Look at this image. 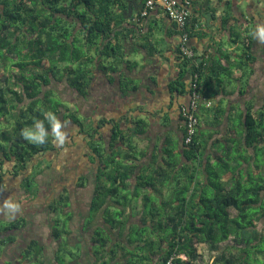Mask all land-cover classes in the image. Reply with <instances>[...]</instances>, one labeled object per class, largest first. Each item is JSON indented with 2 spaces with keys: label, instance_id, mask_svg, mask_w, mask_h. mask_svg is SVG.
Here are the masks:
<instances>
[{
  "label": "trees",
  "instance_id": "1",
  "mask_svg": "<svg viewBox=\"0 0 264 264\" xmlns=\"http://www.w3.org/2000/svg\"><path fill=\"white\" fill-rule=\"evenodd\" d=\"M145 1L0 0V157L15 162L17 170L25 171L34 157L41 158L53 151L61 154L59 147L67 146L72 150L70 159L77 161L71 137L60 143L50 120L53 116L61 124L72 118L78 132L71 141L99 137L105 145L94 143V147H88L97 167L85 216L92 214L88 229L93 234L87 250L98 264H131L132 256L125 253L126 249L134 250V264H198L202 244L217 250L208 264H264V99L258 109L249 104L238 113L241 128L232 140L227 138L230 141L227 148H217V153H221H216L215 161H209L203 172L198 130L189 144L184 142L183 135L181 153L174 139L169 138L172 146L165 148L160 161L152 155L153 162L141 164L139 161L146 153L143 149L141 156H135L132 144H136L133 137L144 131L143 119L132 129L112 125L105 142V133L100 132L103 122L95 123L80 113L84 117L81 121L74 112L65 109L61 104L64 100L57 105L51 101L58 93L56 90H45L53 80L65 79L70 88L85 98L96 70H117L114 61L122 64L116 57L125 55L130 43L139 49L138 41L129 42L135 31L145 37L139 17ZM229 2L216 5L221 7L219 19L223 24L233 16ZM137 11L138 17H134ZM192 15L190 12L184 26L174 21L179 31L177 52L185 73H189V84L197 74L204 96L212 101L218 93L216 69H226L220 63L213 66V44L200 55L190 45L196 23ZM130 18L137 22L128 28L125 24ZM249 26L243 27H248L243 41L248 58L254 39L253 26ZM206 27L209 34L217 33L214 26ZM231 31L241 37L238 28L232 26ZM186 33L188 42L184 43ZM182 44L192 49L195 56L183 55ZM140 46L146 48L144 43ZM125 65L131 68L134 64ZM122 76L121 81L127 83L121 88L124 91L132 79ZM213 105L212 101L209 108ZM41 140L44 142L40 143ZM78 177L84 179L88 175ZM69 192L64 186L49 205H42L45 214L40 212V222L56 240V263L82 264L79 259L86 247L81 236L88 230H84L86 222L81 219L78 233H73L74 211ZM47 210L54 214L52 218L44 216ZM69 213V227L63 234L67 224L60 219ZM111 216L113 221L106 222L105 218ZM134 226L143 231V243L131 241ZM43 230L47 232L42 227ZM65 241L69 245L79 243L80 255L70 247L62 249L60 243ZM221 244L225 246L219 250ZM27 246L22 257L25 264H47L45 242L33 238Z\"/></svg>",
  "mask_w": 264,
  "mask_h": 264
},
{
  "label": "crops",
  "instance_id": "2",
  "mask_svg": "<svg viewBox=\"0 0 264 264\" xmlns=\"http://www.w3.org/2000/svg\"><path fill=\"white\" fill-rule=\"evenodd\" d=\"M189 1L192 18L196 21L190 45L200 55L208 45L213 44L215 49L212 55L213 66L216 67V64L220 63L226 69L224 71L216 69L215 90H218V93L212 98L213 107L202 105L199 110L197 130L201 142L200 152L204 172V166L209 161H215L217 148L218 150L227 148L230 143L227 138L232 140L236 130L241 128L238 121H235L238 113L244 111L249 104H253L254 109H258L263 103L264 39L260 38L258 30L264 28V18L255 17L256 25L252 21L240 19V15L246 13L247 0H229L228 7L233 12V16L227 24H223L224 21L219 19L222 14L221 7L216 8V5L223 6L225 0ZM210 4L214 7L211 8ZM137 13L138 11L134 13V17H138ZM135 21L137 22L136 19L130 18L125 25L128 28L134 27L132 23ZM207 24L208 29L209 27L212 29L213 26L218 29L217 33L209 34V30L206 31ZM251 24L254 39L252 48L248 50L250 54L248 58L244 54L246 45L243 43L247 37L248 27H243L250 25L251 28ZM140 25L144 29L145 37L136 30L133 39L129 42L134 39L138 41L139 49L136 50L135 45L130 43L126 54L129 58L135 54L140 60L143 59L145 61L143 69L139 70L138 64L135 63V66L130 65L131 68L123 64L121 71L96 70L87 95L85 98L81 96L80 113L93 119L95 123L103 122L100 132L105 135H108L112 125L119 124L124 129H132L138 127L139 121L143 119L144 131L134 136L133 140L136 144L142 145L146 153L139 163L148 164L153 162L152 155H156L158 161L161 160L165 148L172 146L169 138L174 139L177 151L179 153L182 151L184 122L180 109L189 99L190 76L188 72L185 73L177 52L179 31L176 23L158 10L153 11L147 18H141ZM232 26L238 28L237 32L241 37L232 33ZM143 43L146 48L140 46ZM122 75L134 80L132 84L128 82L129 87L124 91H121V88H125L126 82L121 81ZM105 138L106 142L107 137ZM87 141L89 140H81L83 147L78 155L80 157L78 160L81 162L76 161L75 168L76 170L79 168V176L92 173L97 167L96 163L88 162L86 157L92 155ZM60 147L58 150L61 154L53 151L49 157L56 165V171H51L54 175L68 171L66 168L74 160L70 159L71 147ZM63 154H66L67 158ZM33 163L31 161L28 170H17L15 162L0 157V264H25L22 259L23 253L33 238L47 244V254L50 253L51 248L54 249L52 256L47 255V264H57L54 260L56 240L46 227L48 232L41 233L39 226L40 212L44 209L42 205H49L56 198L55 188L40 193L41 182L38 180V188L33 190L32 181H26L31 176ZM242 165L245 166L246 163L242 161ZM62 167L65 170L61 169ZM49 172L50 170L48 176ZM68 185L64 184L63 187ZM6 203H10L12 207H6ZM83 238L85 240V237ZM89 244L90 242L85 240L86 249L79 260L82 264H98L92 252L87 250ZM26 264H34V262H26Z\"/></svg>",
  "mask_w": 264,
  "mask_h": 264
},
{
  "label": "rangeland",
  "instance_id": "3",
  "mask_svg": "<svg viewBox=\"0 0 264 264\" xmlns=\"http://www.w3.org/2000/svg\"><path fill=\"white\" fill-rule=\"evenodd\" d=\"M116 60H121L122 64H120L118 61L115 62L114 61V67H116V69L118 70H122V66L123 64H128L129 62L134 64V66L136 65L135 62L138 64L139 66V70H142L144 67V62L143 59L140 60L139 56H136L135 54L129 58L128 55L125 53V55L120 56L118 55L116 57ZM113 61H108L106 63H110ZM15 73V71H14ZM132 81L134 82V80L132 79ZM132 81L130 82L132 84ZM48 88H53L54 90H56L58 93H55L52 97V102L54 101V104L57 105V103H61L62 100H64V103L62 102L61 104L65 107V109L68 110V112H74V115L78 116V118L82 121L84 117L79 116L80 111H81V101H82V97L72 88H70L67 84V81L64 79L62 81H55L53 80L52 84H50L49 86L45 87V90ZM85 105H82V107H84ZM78 107V108H77ZM77 109V110H76ZM83 116V115H82ZM237 121V120H235ZM234 121V122H235ZM59 131L63 134L64 138H67V136H70L71 138H73V136L78 132V127L75 126V124L72 122V118H68L66 121H62V123L60 124V129ZM107 137V135H105ZM83 137V136H82ZM70 138V143L71 146H73L74 152L73 154L77 155V163H78V158L80 159V157H78V155L80 154V150L82 149L83 145L80 138L75 139L74 141H71ZM108 139V137H107ZM94 143H101L104 145L103 141L99 138V137H95L93 140H89L87 141V145L88 147H94ZM86 145V147H87ZM90 145V146H89ZM135 146V148H134ZM142 145H138V144H132V149L136 152L133 154L135 156H141L142 152H143V148L141 147ZM60 149H62L60 147ZM68 154V153H67ZM66 156V154H63ZM69 155V154H68ZM93 155V154H92ZM86 156L88 159V162L93 163L94 162V156ZM45 156V157H44ZM43 157L44 158H39V157H34L33 158V165H32V173L30 177H34V178H30L31 182V186L33 187V190L35 191L36 188H38V180L41 182L40 183V193L42 192H46L47 190H52V187L55 188V196H57V194H59L61 192V189L63 188V185H68V188L70 189V196H71V208L74 211V219L72 221V228H73V233H78V229L80 228V224H81V219H83V222L85 221V229L84 230H88V231H84V235L81 236V238L85 237V240H87L89 242V238L90 236L93 234V230L92 229H88L89 228V222L92 219V214L89 217H85L88 213V208L90 206V201H91V197L93 194V190H94V171L91 173L89 172L88 178H84L79 179L78 174H79V168H75L76 166V161L73 160L70 165L66 168V170L68 171H64L62 173L59 174H55L52 172L56 171V165L53 163V161H50L51 159H49V157H51L50 153L45 154ZM81 162V161H79ZM98 163V162H97ZM95 164V163H94ZM30 165V164H29ZM54 166V167H53ZM55 168V169H54ZM61 169L65 170L64 167H62ZM48 170H50V175L48 176ZM54 170V171H53ZM52 171V172H51ZM54 175V177H53ZM39 177V178H38ZM26 184V183H25ZM78 185V186H77ZM29 188V186H28ZM130 191V190H129ZM36 194L37 191H36ZM35 194V196H36ZM131 193H129L130 195ZM131 197V195L129 196ZM59 210V209H58ZM42 213L45 214L44 209L42 211ZM53 213H50L49 210H47V214L44 216H48L49 218L53 217ZM113 216L105 218V221L110 223L113 221ZM69 219H70V213L69 215L62 217L60 220H63L62 223L63 224H67V226L64 227V233L66 234V230L69 227ZM54 220L56 222H58L57 217L54 218ZM133 220H137V218H134ZM61 223V225L63 226V224ZM262 224V223H261ZM39 226H40V232L44 233V230L42 231V227L45 228L46 225L42 222H39ZM59 226V224L57 225ZM137 226H134L132 229V233H131V241H135L138 240V242L143 243V238H141V235L143 234V231L139 228H137ZM141 231V232H140ZM48 232V231H47ZM129 237V238H130ZM65 240V235H63V239ZM77 242H73V244L69 245V243H66V241L63 243L61 242L60 246L63 249V247H70L71 249H73V251L77 254H79V250H80V244H74ZM51 246V245H50ZM224 244H221L219 246V250L224 248ZM53 247V246H51ZM55 248H56V243H55ZM201 249V257L200 260L198 261V264H208L211 263V261L213 260V257L217 255V250H213L210 249L209 247H206L204 244H202L200 246ZM53 248L50 249V253L47 254L46 252V257L48 256H52V252H53ZM64 253V250L62 252V255ZM126 254L128 253L129 255L132 256L131 260V264H134L135 262V256H134V250H128L126 249ZM80 255V254H79ZM118 256V255H117ZM69 257V256H67ZM48 258V257H47ZM62 258V257H61ZM51 259V257L49 258ZM41 263V262H40ZM35 264V263H34Z\"/></svg>",
  "mask_w": 264,
  "mask_h": 264
},
{
  "label": "built area",
  "instance_id": "4",
  "mask_svg": "<svg viewBox=\"0 0 264 264\" xmlns=\"http://www.w3.org/2000/svg\"><path fill=\"white\" fill-rule=\"evenodd\" d=\"M162 11L168 18L175 21L178 25L184 26L190 16L189 0H146L140 9L139 17L144 18L153 11ZM188 34H184L183 42H188ZM181 51L183 55L191 58L195 56V52L189 49L187 45L182 44ZM211 50L209 49V52ZM198 76L189 84V99L181 105L180 113L184 122V142L189 144L197 133L199 125V110L202 105L210 107L212 101L204 96V90L198 83Z\"/></svg>",
  "mask_w": 264,
  "mask_h": 264
},
{
  "label": "flooded vegetation",
  "instance_id": "5",
  "mask_svg": "<svg viewBox=\"0 0 264 264\" xmlns=\"http://www.w3.org/2000/svg\"><path fill=\"white\" fill-rule=\"evenodd\" d=\"M245 8L248 14L247 16L248 18L246 21H250V22L252 21L253 24L256 25V23L254 22L255 17L258 16L264 18V0H247V4ZM250 15L252 16V18Z\"/></svg>",
  "mask_w": 264,
  "mask_h": 264
},
{
  "label": "clouds",
  "instance_id": "6",
  "mask_svg": "<svg viewBox=\"0 0 264 264\" xmlns=\"http://www.w3.org/2000/svg\"><path fill=\"white\" fill-rule=\"evenodd\" d=\"M258 34H259V36H260L261 39H264V28L259 29L258 30ZM50 120H51V123H52V130L55 133V136H56L57 140L60 143H63L64 136L59 131V129H60L59 122H57L56 119H55V117H53V116H50ZM28 138L31 139V137H28ZM43 142H44L43 140L40 141V143H43ZM6 207H12V205L10 203H6Z\"/></svg>",
  "mask_w": 264,
  "mask_h": 264
},
{
  "label": "water",
  "instance_id": "7",
  "mask_svg": "<svg viewBox=\"0 0 264 264\" xmlns=\"http://www.w3.org/2000/svg\"><path fill=\"white\" fill-rule=\"evenodd\" d=\"M246 13H242V17L245 19V18H248V17H246V15H245Z\"/></svg>",
  "mask_w": 264,
  "mask_h": 264
}]
</instances>
